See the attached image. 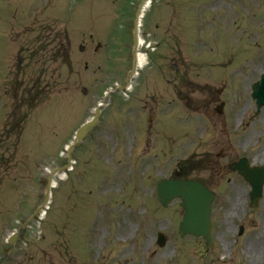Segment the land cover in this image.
Returning <instances> with one entry per match:
<instances>
[{
    "label": "rangeland",
    "instance_id": "374dc122",
    "mask_svg": "<svg viewBox=\"0 0 264 264\" xmlns=\"http://www.w3.org/2000/svg\"><path fill=\"white\" fill-rule=\"evenodd\" d=\"M140 1L0 0V256L28 221L0 264H264V189L250 207L233 170L264 166V106L251 96L264 0H153L144 64L67 161L78 127L133 69ZM175 175L216 194L209 248L179 235L180 200L159 203L156 181Z\"/></svg>",
    "mask_w": 264,
    "mask_h": 264
},
{
    "label": "water",
    "instance_id": "95a60500",
    "mask_svg": "<svg viewBox=\"0 0 264 264\" xmlns=\"http://www.w3.org/2000/svg\"><path fill=\"white\" fill-rule=\"evenodd\" d=\"M253 97L257 98L259 107L264 105V77L260 83L254 85ZM97 117L93 122L87 123L78 131V139L83 138L96 124ZM244 161L245 162L239 164L236 168L253 186L252 197L255 201L254 203L256 204L262 193L264 168H251L248 165V162L246 160ZM50 183L51 180L48 184V192L50 191ZM157 190L164 205H167L176 197L182 198V205L184 206L186 212L184 220L180 226L181 234H193L196 236L203 235L210 239V213L211 204L214 199V195L211 192H208L204 186L195 181L166 179H162L157 183ZM47 199L48 196L46 197V200Z\"/></svg>",
    "mask_w": 264,
    "mask_h": 264
},
{
    "label": "bare ground",
    "instance_id": "6f19581e",
    "mask_svg": "<svg viewBox=\"0 0 264 264\" xmlns=\"http://www.w3.org/2000/svg\"><path fill=\"white\" fill-rule=\"evenodd\" d=\"M144 58H145V57H144L143 55H140V57H139L140 65H141V64H144V62H145ZM64 175H65V174L61 175L60 177H62V176H64ZM54 184H55V183H54ZM239 195H240V193H239ZM237 197H238V196H237ZM237 201L239 202V200H237ZM237 201H236V202H237ZM238 202H237V203H238ZM237 203H236V204H237ZM236 204H235V207L238 205V204H237V205H236ZM44 215H45V214H44ZM44 215H43V216H44Z\"/></svg>",
    "mask_w": 264,
    "mask_h": 264
}]
</instances>
